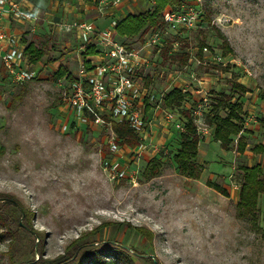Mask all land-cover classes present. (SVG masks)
<instances>
[{"label": "rangeland", "instance_id": "374dc122", "mask_svg": "<svg viewBox=\"0 0 264 264\" xmlns=\"http://www.w3.org/2000/svg\"><path fill=\"white\" fill-rule=\"evenodd\" d=\"M181 2L192 5L194 0ZM98 5L92 1L96 9ZM124 5L123 14L130 12L126 8L141 10L133 9L130 1ZM200 8L210 21L202 20L177 37L179 52L188 60L183 64L181 55L161 56L151 89L157 97L175 84L193 91L195 100L187 93L175 108L179 116L206 98L209 107L201 110L206 123L211 108V114L224 116L227 102L243 97L231 92L233 82L247 88L253 106V97L264 98V0H201ZM104 18L107 27L108 16ZM57 21L61 29L52 30L49 38L47 33L43 37L48 31L43 21V31L29 38L36 46L46 42L45 55L35 66L28 64L38 68L35 78L15 84L0 61V264H74L95 248L114 251L120 264H130L125 252L131 264H264V196H259L254 216H240L236 206L239 167L257 162L258 154L251 149L259 138L246 136L248 147L240 154L236 136L224 150L210 133L198 143L196 161L202 174L198 180L188 179L178 174L173 162L182 131L166 124L163 112L150 111L145 117L149 147L138 161V175L134 180H109L101 164L108 131L61 129L60 80L49 77L60 64L69 73L76 70L81 42L69 16ZM217 30L226 37L228 51L221 48ZM200 43L207 51L199 58ZM216 56L222 63L213 60ZM48 58L54 62L47 63ZM174 73L178 77L173 81L169 75ZM253 118L264 124V118ZM153 158L160 162L159 174L144 179L142 171ZM206 181L224 187L228 196L207 187ZM11 199L15 205L5 204ZM78 237L85 245L67 251Z\"/></svg>", "mask_w": 264, "mask_h": 264}, {"label": "built area", "instance_id": "2783aa9c", "mask_svg": "<svg viewBox=\"0 0 264 264\" xmlns=\"http://www.w3.org/2000/svg\"><path fill=\"white\" fill-rule=\"evenodd\" d=\"M121 1L98 0V11L101 13L105 7H113ZM200 3L201 0H194L192 5L166 8L162 24L155 29L149 28L142 40L134 43H125L118 38L114 31L116 21L101 29L87 21L73 24L81 42V57L77 60L76 70L68 72L70 79L66 76L59 79V103L63 113L61 129L76 131L80 126H85L91 130L101 127L108 131L109 137L105 142L107 154L103 156L101 164L109 180H134L138 175V161L149 147L146 142L148 129H145V117L150 111L163 112L166 124L184 130L183 117L176 113L175 108L164 106L165 94L157 97L151 89V83L153 73L162 61L163 48L168 44L167 54L180 53L178 33L201 24ZM147 4L150 8L154 0H147ZM10 16L21 17L18 2L0 0V61L10 80L22 84L35 78L38 68L33 67L35 65L28 68L23 49L15 46L14 36L5 25V19L8 20ZM167 34L173 38L167 39ZM87 44L94 47L95 54L83 58L82 53ZM202 50L207 51L205 47ZM212 58L222 63L221 56ZM151 68L152 72L149 71ZM169 77L174 81L178 75L174 73ZM174 88L187 92L183 88ZM208 107L209 103L202 97L201 103L197 102L194 108L189 109L200 141L213 132V126L202 122L201 110H207ZM120 122L132 129L136 138L135 146L120 143L113 133L112 123Z\"/></svg>", "mask_w": 264, "mask_h": 264}, {"label": "trees", "instance_id": "16d2710c", "mask_svg": "<svg viewBox=\"0 0 264 264\" xmlns=\"http://www.w3.org/2000/svg\"><path fill=\"white\" fill-rule=\"evenodd\" d=\"M181 5V0H154V4L145 11L128 14L125 17L116 20L115 33L121 40L125 43H134L136 41H141L142 36L149 28H157L162 24L163 12L166 8H176ZM209 22L208 13L204 10L201 14V21ZM217 37L221 40V48L223 51H228V42L224 34L217 30ZM25 44L23 48V55L27 64H36L45 55L46 49L44 42L41 46H36L32 41L26 42L21 40ZM202 44H199V50L197 56L200 58L202 53ZM169 50V45L163 48L161 56L167 54ZM95 54L94 47L92 45H86L85 51L82 53V57L90 56ZM181 55L180 60L183 64L188 60L187 54H175ZM54 62V59L48 58L47 63ZM64 76L70 79V75L67 68L63 65H59L57 70L51 74L49 77L50 81L56 82L57 80L63 78ZM149 82L147 79L146 83ZM233 94H238L240 96L244 95L248 90L246 87L239 83L233 82L230 88ZM188 96L187 92H181L179 89H172L163 96V104L167 108H176L185 100ZM224 103L223 99H219L217 104L222 105ZM149 106L146 107V110ZM213 108L208 113L206 117V123L213 126V140L218 141L221 147L226 150L231 144V136L237 137V153H243L246 143L244 142V137L242 132H245L242 128V104L239 100L234 102H227L226 114L221 116L218 113L211 114ZM184 119V130L179 135V147L176 153L173 155V162L177 169L179 175L193 180H198L202 174V166L197 163L196 156L198 153V143L200 141L199 136L196 133L195 126L192 122L191 112L189 109H184L181 112ZM113 133L119 139L120 143H124L130 146H135L136 138L132 133V129L123 122L112 123L111 125ZM251 151L253 153L259 154L264 153V146L256 144ZM160 162L153 158L151 159L142 171V177L144 179H151L159 174ZM242 173V181L239 184L238 195L236 206L239 208L240 216H254L257 210L258 198L259 196H264V172L260 168L259 164L252 166H241L239 167ZM206 186L212 188L213 190L219 192L224 196H228L227 190L213 182L206 181ZM7 199V198H3ZM10 199V198H8ZM5 204H14L13 199L5 202ZM25 217V213H23ZM18 224V223H17ZM27 228H32L30 225L25 226ZM24 229V228H23ZM151 235L149 232L147 235ZM80 237L73 240L68 246L67 251L70 249H78L85 243H79ZM84 247V246H83ZM114 251H103L98 248L88 252V254L77 261L74 264H120L119 258L113 256ZM121 254V252H120ZM124 258L130 264L132 263L131 257L122 253ZM72 258L70 255L68 259ZM12 261L10 262V264ZM38 261L31 262V264H38Z\"/></svg>", "mask_w": 264, "mask_h": 264}, {"label": "crops", "instance_id": "0c3cea01", "mask_svg": "<svg viewBox=\"0 0 264 264\" xmlns=\"http://www.w3.org/2000/svg\"><path fill=\"white\" fill-rule=\"evenodd\" d=\"M19 4V9L21 12V18L24 20L18 19L14 16H10L9 19H5V25L7 30L14 36V44L15 46L19 47L20 49H23L25 44L22 43L21 40H25L27 43L30 42L29 38L38 33L39 31H43L40 26V21H43L45 25L48 27L47 32H43V37L48 35L47 38H49L50 33H52V30H54L55 33L62 26L61 23L57 21V19L62 20L63 17L69 16L73 22H81V21H87L92 22L93 25L98 28H104L105 23L104 17L108 16V23L110 24L112 21L119 20L117 15L123 14L122 8L125 7L122 6L126 1H130L133 9L136 7L141 8L140 11H137V13L145 11L149 8L147 4V0H122L120 3L116 4L113 7H110V9L107 12H99L98 7L97 9L95 6H92V1L95 0H15ZM76 2L78 8L73 7V5L76 6L74 3ZM184 4L181 2V5ZM127 10H130V12L123 14L122 17H125L128 14H136L131 12V8H126ZM100 14L103 16L101 18ZM121 17V18H122ZM37 21V23H36ZM56 24L55 27L51 26ZM108 24V25H109ZM53 27V28H52ZM30 29L32 32L30 33L28 30ZM75 33L77 35V31L75 30ZM119 38V37H118ZM120 40L122 38H119ZM2 52L0 51V56ZM181 88V85L173 86V88ZM183 88V87H182ZM186 90V89H185ZM188 94L192 95V98L195 100L194 92L190 90H186ZM250 95L249 92H246L243 97L239 98V102L242 104V128L247 129L249 131L242 132V136L246 140V136H250L253 138H259L258 144L264 146V124L261 125L260 123H256L253 118L255 115L256 117H262L264 118V98L261 100L259 98L253 97L252 102L253 104L257 106H253L249 103L247 95ZM245 99V100H244ZM187 104V103H185ZM180 108V106L176 107ZM248 108L249 116L246 118L245 113ZM253 109V110H252ZM259 111V112H258ZM244 117L248 120V122H244ZM252 132V133H251ZM200 142V141H199ZM248 147V144L246 145ZM258 160L255 164H259L260 168L262 169V172H264V162L261 160V153L258 154ZM253 164V165H255Z\"/></svg>", "mask_w": 264, "mask_h": 264}, {"label": "water", "instance_id": "95a60500", "mask_svg": "<svg viewBox=\"0 0 264 264\" xmlns=\"http://www.w3.org/2000/svg\"><path fill=\"white\" fill-rule=\"evenodd\" d=\"M23 217V216H22Z\"/></svg>", "mask_w": 264, "mask_h": 264}]
</instances>
